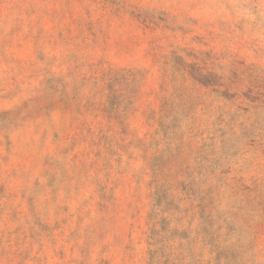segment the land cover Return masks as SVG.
Here are the masks:
<instances>
[{
	"label": "rangeland",
	"instance_id": "374dc122",
	"mask_svg": "<svg viewBox=\"0 0 264 264\" xmlns=\"http://www.w3.org/2000/svg\"><path fill=\"white\" fill-rule=\"evenodd\" d=\"M0 264H264V0H0Z\"/></svg>",
	"mask_w": 264,
	"mask_h": 264
}]
</instances>
